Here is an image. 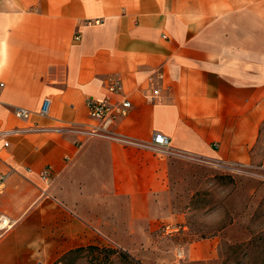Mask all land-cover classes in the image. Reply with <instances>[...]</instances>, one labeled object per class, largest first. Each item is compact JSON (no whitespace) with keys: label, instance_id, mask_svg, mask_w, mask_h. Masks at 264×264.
<instances>
[{"label":"crops","instance_id":"0c3cea01","mask_svg":"<svg viewBox=\"0 0 264 264\" xmlns=\"http://www.w3.org/2000/svg\"><path fill=\"white\" fill-rule=\"evenodd\" d=\"M109 75L122 78L132 107L87 135L98 123L86 101L108 96ZM0 83V264H49L104 241L152 251L153 234L185 220L174 154L233 170L253 163L264 125V0H0ZM17 107L33 114L18 119ZM155 132L168 146L151 144ZM259 161L264 168V150ZM182 249L210 264L218 238Z\"/></svg>","mask_w":264,"mask_h":264},{"label":"rangeland","instance_id":"374dc122","mask_svg":"<svg viewBox=\"0 0 264 264\" xmlns=\"http://www.w3.org/2000/svg\"><path fill=\"white\" fill-rule=\"evenodd\" d=\"M263 150L264 125L250 166L233 170L201 157L174 154L171 179L185 229L168 234L159 229L151 238L156 247L152 251H124L104 241L49 264H207L185 255L178 258L176 249L214 236L218 256L210 264H264V168L255 166ZM249 240L254 242L248 245Z\"/></svg>","mask_w":264,"mask_h":264},{"label":"built area","instance_id":"2783aa9c","mask_svg":"<svg viewBox=\"0 0 264 264\" xmlns=\"http://www.w3.org/2000/svg\"><path fill=\"white\" fill-rule=\"evenodd\" d=\"M99 21H94L93 23H98ZM92 22H87V24H91ZM163 78V72L161 69H157L153 72L151 76L148 77V85L152 88L151 94L148 96L152 101L157 99L159 96V89L155 86L157 80ZM106 90L108 96L102 99H88L86 101V108L88 117L91 120H94L98 123V125L93 126L84 130L87 135H99L102 133L100 129L102 126L106 124H110L115 120L125 117L129 110L132 107L130 99L123 92V82L122 78L118 75H109L105 81ZM0 87H3V83H0ZM49 111V100L44 99L36 112L39 116H47ZM33 112L29 109L17 107L14 110V115L18 119L26 120L31 117ZM45 128L42 127H33L28 129L29 131L33 130H43ZM64 129V128H63ZM152 145L156 146H168L169 138L159 132H155L152 136ZM5 146L8 145L7 142L4 143ZM40 177L43 181L48 182L50 180V167L44 168L40 172ZM3 177L0 175V183L2 182ZM7 221L0 217V230L6 228ZM178 228L185 229L186 225L183 224L181 226H171V225H163L161 227L162 231L165 233H172L178 230ZM176 256L178 258L184 257V251L182 248L176 249Z\"/></svg>","mask_w":264,"mask_h":264},{"label":"trees","instance_id":"16d2710c","mask_svg":"<svg viewBox=\"0 0 264 264\" xmlns=\"http://www.w3.org/2000/svg\"><path fill=\"white\" fill-rule=\"evenodd\" d=\"M254 242V240H252V241H248L247 242V244L248 245H251V243H253ZM84 247H79V248H75V249H73V250H70L69 252H67V253H65V254H63L62 256H60L57 260H59V259H61V258H64V257H66L67 255H69V254H71V253H73V252H76V251H80L81 249H83ZM56 260V261H57Z\"/></svg>","mask_w":264,"mask_h":264},{"label":"water","instance_id":"95a60500","mask_svg":"<svg viewBox=\"0 0 264 264\" xmlns=\"http://www.w3.org/2000/svg\"><path fill=\"white\" fill-rule=\"evenodd\" d=\"M40 264V263H39Z\"/></svg>","mask_w":264,"mask_h":264}]
</instances>
